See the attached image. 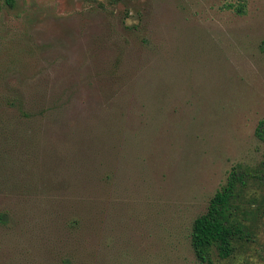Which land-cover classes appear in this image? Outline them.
<instances>
[{
  "label": "rangeland",
  "instance_id": "374dc122",
  "mask_svg": "<svg viewBox=\"0 0 264 264\" xmlns=\"http://www.w3.org/2000/svg\"><path fill=\"white\" fill-rule=\"evenodd\" d=\"M261 120L264 0L1 3L0 264H264ZM233 168L243 232L201 262Z\"/></svg>",
  "mask_w": 264,
  "mask_h": 264
},
{
  "label": "trees",
  "instance_id": "16d2710c",
  "mask_svg": "<svg viewBox=\"0 0 264 264\" xmlns=\"http://www.w3.org/2000/svg\"><path fill=\"white\" fill-rule=\"evenodd\" d=\"M16 0H0V4L13 6ZM238 11H241L238 9ZM256 135L264 139V120L259 122ZM245 186V173L233 168L226 182L209 199L205 212L192 222L190 242L196 258L210 263V254L215 248L221 257L232 250V242L243 232V225L235 219L237 200Z\"/></svg>",
  "mask_w": 264,
  "mask_h": 264
}]
</instances>
